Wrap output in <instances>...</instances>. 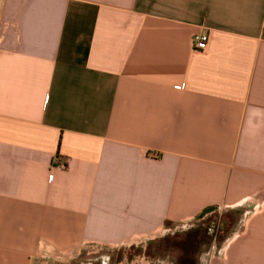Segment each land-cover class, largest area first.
<instances>
[{
    "label": "crops",
    "instance_id": "1",
    "mask_svg": "<svg viewBox=\"0 0 264 264\" xmlns=\"http://www.w3.org/2000/svg\"><path fill=\"white\" fill-rule=\"evenodd\" d=\"M209 211L200 263L264 264V0H0V264Z\"/></svg>",
    "mask_w": 264,
    "mask_h": 264
},
{
    "label": "rangeland",
    "instance_id": "2",
    "mask_svg": "<svg viewBox=\"0 0 264 264\" xmlns=\"http://www.w3.org/2000/svg\"><path fill=\"white\" fill-rule=\"evenodd\" d=\"M236 218L222 211H209L190 227L149 241L117 249L92 248L74 260L41 264H202L201 257L222 244Z\"/></svg>",
    "mask_w": 264,
    "mask_h": 264
},
{
    "label": "built area",
    "instance_id": "3",
    "mask_svg": "<svg viewBox=\"0 0 264 264\" xmlns=\"http://www.w3.org/2000/svg\"><path fill=\"white\" fill-rule=\"evenodd\" d=\"M209 37L207 34H195L192 37V46L196 51H204L207 47ZM51 179V175L48 176Z\"/></svg>",
    "mask_w": 264,
    "mask_h": 264
}]
</instances>
